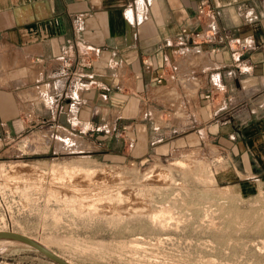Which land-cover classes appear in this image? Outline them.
Here are the masks:
<instances>
[{
  "label": "crops",
  "instance_id": "crops-1",
  "mask_svg": "<svg viewBox=\"0 0 264 264\" xmlns=\"http://www.w3.org/2000/svg\"><path fill=\"white\" fill-rule=\"evenodd\" d=\"M0 141L264 180V0H0Z\"/></svg>",
  "mask_w": 264,
  "mask_h": 264
},
{
  "label": "rangeland",
  "instance_id": "rangeland-1",
  "mask_svg": "<svg viewBox=\"0 0 264 264\" xmlns=\"http://www.w3.org/2000/svg\"><path fill=\"white\" fill-rule=\"evenodd\" d=\"M22 143L0 141V230L45 240L76 264H264V180L219 182L212 151L193 148L129 164L83 152L36 160ZM52 163L95 169L89 190L80 192L94 205L69 202L71 190L49 197V179L27 173ZM151 168L167 177L151 175ZM97 191L103 192L98 200ZM163 208L170 217L152 219ZM0 264L56 263L22 242L1 239Z\"/></svg>",
  "mask_w": 264,
  "mask_h": 264
},
{
  "label": "bare ground",
  "instance_id": "bare-ground-1",
  "mask_svg": "<svg viewBox=\"0 0 264 264\" xmlns=\"http://www.w3.org/2000/svg\"><path fill=\"white\" fill-rule=\"evenodd\" d=\"M76 144V143H75ZM76 159V158H75ZM201 162V161H200ZM84 163V162H83ZM175 163H177L178 165L185 167V162L178 160ZM85 164V163H84ZM83 164V165H84ZM176 164V165H177ZM81 164L78 165H70V166H66L64 165L62 168H60L58 165H55L54 163H52V165L49 167V169L47 171L44 170H39L38 172H35L34 170H27V173H31V174H35L37 175L38 178L43 179V178H48L49 179V186H48V195L49 197L52 196L55 199H57L60 190L64 191V190H68L70 192H72L71 196L68 199L69 202L71 203H76L78 207H86V206H91L94 205V203H90V201H88V199H85L87 196L86 194H81V190H89V182L91 181V179L93 178L94 174H95V169H92L90 167H86L88 165L83 166ZM61 166V165H60ZM187 166V165H186ZM24 171V170H22ZM32 171V172H31ZM154 172H156V177H162V176H166V171L164 170H157L155 168H151L150 169V173H152L151 175L154 174ZM200 172V171H199ZM198 172V173H199ZM104 173V172H103ZM16 174H24V173H20L19 172H14L12 173V175H16ZM30 174V175H31ZM200 174V173H199ZM47 175V176H46ZM198 175V174H197ZM169 176V175H168ZM202 176V175H201ZM200 176V177H201ZM10 177V176H9ZM17 177H21V176H16ZM33 177V176H32ZM155 177V178H156ZM167 177V176H166ZM29 178V177H28ZM36 178V177H35ZM45 180V179H44ZM160 180V179H159ZM165 180V179H164ZM201 180V179H200ZM42 181V180H41ZM161 181V180H160ZM37 182V181H36ZM44 182V181H43ZM46 182V181H45ZM55 183V184H54ZM36 184V183H35ZM39 185V184H38ZM41 185V184H40ZM82 185H87V187H81ZM98 185V184H97ZM37 187V186H36ZM46 188V187H45ZM101 188V187H100ZM99 189V188H98ZM223 190V189H222ZM119 191V190H118ZM121 192V191H120ZM64 193V192H63ZM224 193V192H223ZM103 192L101 191H97L96 193H94L93 195H96V199H101ZM85 195V196H83ZM111 195V194H110ZM92 196V195H91ZM92 196V198L94 197ZM120 196V195H119ZM113 197V196H112ZM64 198V197H63ZM62 198V199H63ZM90 198V197H89ZM59 199V198H58ZM104 199V198H103ZM64 200V199H63ZM91 200V199H90ZM66 201V200H65ZM92 202V201H91ZM97 202V201H96ZM70 203V204H71ZM135 206V205H133ZM91 209V208H90ZM170 212V208H163L161 210H158L157 212L155 211V213H152V219H159V218H163L167 215H169ZM166 217H170V216H166ZM162 222V221H161ZM0 231H5L0 230ZM14 232H18V231H14ZM20 234H23L25 236H28L34 240H36L38 243L44 245L45 247H47L48 249L52 250L51 247L48 246V244L46 242H44L41 239H37L34 238L32 236H29L25 233L22 232H18ZM54 251V250H52ZM58 256H60L61 258L65 259L66 261H68L71 264H76L74 263L72 260L64 257L63 255L59 254L58 252L54 251Z\"/></svg>",
  "mask_w": 264,
  "mask_h": 264
},
{
  "label": "water",
  "instance_id": "water-1",
  "mask_svg": "<svg viewBox=\"0 0 264 264\" xmlns=\"http://www.w3.org/2000/svg\"><path fill=\"white\" fill-rule=\"evenodd\" d=\"M1 239L14 240V241L22 242V243L34 248L35 250H37L38 252L43 254L46 258H48L50 261H52L56 264H71L68 261H66L65 259L58 256L54 251H52V250L48 249L47 247H45L44 245L38 243L36 240H34L28 236H25L23 234H20L18 232L0 231V240Z\"/></svg>",
  "mask_w": 264,
  "mask_h": 264
},
{
  "label": "built area",
  "instance_id": "built-area-1",
  "mask_svg": "<svg viewBox=\"0 0 264 264\" xmlns=\"http://www.w3.org/2000/svg\"><path fill=\"white\" fill-rule=\"evenodd\" d=\"M197 13H198L199 15H201V14L204 13V8H203V6H198V8H197ZM201 36H202V32H193V37H194V38H196V39H200ZM242 48H243V47H242ZM195 52H200V48H199L198 46H195ZM160 77H161V76H160ZM100 87H102V86L100 85ZM102 88H103V87H102ZM205 98L210 99V98H211V94H206V95H205Z\"/></svg>",
  "mask_w": 264,
  "mask_h": 264
}]
</instances>
